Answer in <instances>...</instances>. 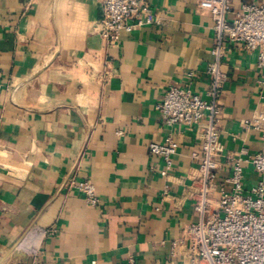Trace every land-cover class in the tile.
<instances>
[{
	"label": "crops",
	"instance_id": "0c3cea01",
	"mask_svg": "<svg viewBox=\"0 0 264 264\" xmlns=\"http://www.w3.org/2000/svg\"><path fill=\"white\" fill-rule=\"evenodd\" d=\"M146 1L157 21L110 45L102 0H0V264H191L173 241L200 218L204 126L169 125L157 104L172 85L210 98L216 30L198 0ZM260 1L233 0L230 18ZM258 54L224 44L212 206L233 160L263 146ZM168 139L167 168L150 144ZM258 178L247 165L245 184ZM85 180L98 205L72 184Z\"/></svg>",
	"mask_w": 264,
	"mask_h": 264
},
{
	"label": "built area",
	"instance_id": "2783aa9c",
	"mask_svg": "<svg viewBox=\"0 0 264 264\" xmlns=\"http://www.w3.org/2000/svg\"><path fill=\"white\" fill-rule=\"evenodd\" d=\"M198 2L202 9L211 13L216 30L212 49L214 59L208 66L212 81L208 91L210 98L202 97L190 85H172L157 104L169 125L184 122L188 125L202 123L204 126L201 153L194 154L201 159L202 192L196 204L200 218L187 227L181 238L173 241V251L184 247L185 258L191 264H264V112L251 122L263 132L262 149L256 154L244 151L233 160L232 174L223 183V195L218 205L212 206L208 198L220 151L219 96L227 77L221 67L224 44L226 41L238 42L248 51L259 49L258 64L264 70V0L244 3L232 18L233 0ZM156 21L152 6L146 0H102L98 32L110 45H116L122 32H131ZM189 75L192 78L194 73ZM2 88L0 77V93ZM177 148L178 143L173 139L150 144V151L162 156L167 168L172 165V156ZM247 165H251L259 175L251 185L245 184ZM163 174H167V170ZM72 184L86 195L90 204L101 202L91 180L73 181ZM226 185L231 189L227 190ZM30 251L36 252L35 249ZM128 264H135L134 257Z\"/></svg>",
	"mask_w": 264,
	"mask_h": 264
}]
</instances>
